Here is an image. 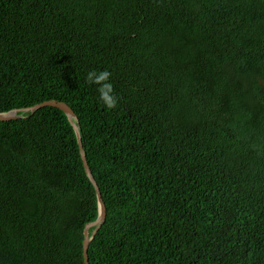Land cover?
Listing matches in <instances>:
<instances>
[{
    "label": "trees",
    "instance_id": "1",
    "mask_svg": "<svg viewBox=\"0 0 264 264\" xmlns=\"http://www.w3.org/2000/svg\"><path fill=\"white\" fill-rule=\"evenodd\" d=\"M50 100L106 209L89 264H264V0H0V113ZM20 115L0 122V264H84L99 205L75 132Z\"/></svg>",
    "mask_w": 264,
    "mask_h": 264
},
{
    "label": "water",
    "instance_id": "2",
    "mask_svg": "<svg viewBox=\"0 0 264 264\" xmlns=\"http://www.w3.org/2000/svg\"><path fill=\"white\" fill-rule=\"evenodd\" d=\"M45 107H51V108H56L61 110L65 116L68 119V122L70 123V125L72 126L75 135H76V139L80 148V157L83 163V167L84 170L86 172L87 177L89 178V180L91 181L96 195H97V199H98V205H99V215L98 218L92 222L89 223L85 226L84 231H83V243H82V247H83V258H84V264H89V260H88V247L89 244L91 242V240L95 237V235L97 234L99 228L104 224L105 222V218H106V209H105V205L102 201L101 198V193L99 191V188L97 186V183L95 182V180L93 179L88 164H87V160H86V155L85 152L83 150L82 147V143H81V136H80V132H79V125L77 122V118L74 114V112L72 111V109L65 103L63 102H58L55 100H50V101H45L42 102L40 104H36L32 107L29 108H24V109H15V110H11L5 113H0V122H9V121H14V120H19L21 119V115L20 113H30L33 114L36 111H38L41 108H45ZM91 228H94L91 235H89V230Z\"/></svg>",
    "mask_w": 264,
    "mask_h": 264
},
{
    "label": "clouds",
    "instance_id": "3",
    "mask_svg": "<svg viewBox=\"0 0 264 264\" xmlns=\"http://www.w3.org/2000/svg\"><path fill=\"white\" fill-rule=\"evenodd\" d=\"M112 72L108 69H90L86 75V82L96 86L98 102L107 110L115 109L119 103V96L112 82Z\"/></svg>",
    "mask_w": 264,
    "mask_h": 264
}]
</instances>
